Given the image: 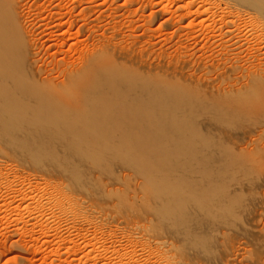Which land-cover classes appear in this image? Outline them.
<instances>
[{"label": "bare ground", "instance_id": "obj_1", "mask_svg": "<svg viewBox=\"0 0 264 264\" xmlns=\"http://www.w3.org/2000/svg\"><path fill=\"white\" fill-rule=\"evenodd\" d=\"M174 1L181 2L185 16L220 10L225 4L219 11L221 33L236 18L247 20L248 33H264V0H200L199 8L198 0ZM20 3L0 0V139L26 151L37 145L38 151L65 159L138 158L157 149L163 159L174 161L168 172L175 173L178 183L167 198L175 202L166 205L179 212L178 236L200 240L202 253L221 252L219 243L230 234L242 237L235 232L242 229L229 221L246 210L243 195L255 187L226 180L264 159V50L250 53L243 64H230L243 46L245 30H227L229 36L200 58L211 60L225 86L162 62L148 65L155 74L134 70L120 65L108 48H95L79 60L47 61L39 36L22 20ZM191 32L192 42L181 45L194 53L200 41L207 44L215 38ZM162 72L168 79L161 78ZM51 144L55 147H45ZM150 189L162 197L161 183ZM52 199L59 211H66L60 197ZM157 214L162 216V209ZM109 248L118 250L117 245ZM153 255L166 259L160 252Z\"/></svg>", "mask_w": 264, "mask_h": 264}, {"label": "rangeland", "instance_id": "obj_2", "mask_svg": "<svg viewBox=\"0 0 264 264\" xmlns=\"http://www.w3.org/2000/svg\"><path fill=\"white\" fill-rule=\"evenodd\" d=\"M180 3L21 0L19 12L29 31L39 36L47 61L79 60L95 48H108L120 65L134 70L155 74L148 65L162 62L225 86L211 60L200 58L209 56L229 36L227 30H245L243 46L230 64H243L250 53L264 50V33H248L247 20L236 18L229 29L218 30L219 11L225 4L220 10L185 16ZM201 4L198 0L195 7ZM211 25L216 26L214 31ZM192 30L215 38L207 44L200 41L194 53L181 45L191 41ZM35 149L40 148L32 145L26 151L0 139V264H131L132 259L137 264H264V159L249 172L226 180L255 187L253 191L246 188L243 195L246 210L229 221L230 226L242 229L235 231L242 237L230 234L229 240L219 243L221 252L202 253L200 240L183 241L178 236L179 212L166 205L175 202L167 198L178 183L175 173L168 172L174 161L163 159L157 149L138 158L97 155L93 160L65 159L63 154L41 151L34 156ZM161 157L162 174L158 172ZM160 183L162 197L150 189ZM53 197L63 200L66 211L57 209ZM160 209L162 216L157 214ZM94 241L100 242L95 249ZM158 252L166 259L156 258L153 254Z\"/></svg>", "mask_w": 264, "mask_h": 264}]
</instances>
